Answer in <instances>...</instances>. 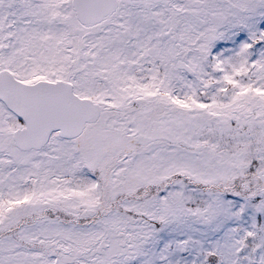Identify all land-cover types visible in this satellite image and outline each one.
<instances>
[{"label": "snow or ice", "instance_id": "obj_1", "mask_svg": "<svg viewBox=\"0 0 264 264\" xmlns=\"http://www.w3.org/2000/svg\"><path fill=\"white\" fill-rule=\"evenodd\" d=\"M0 264H264V0H0Z\"/></svg>", "mask_w": 264, "mask_h": 264}]
</instances>
